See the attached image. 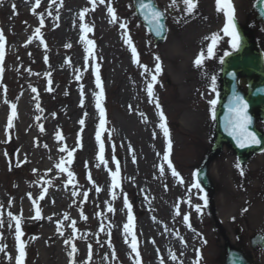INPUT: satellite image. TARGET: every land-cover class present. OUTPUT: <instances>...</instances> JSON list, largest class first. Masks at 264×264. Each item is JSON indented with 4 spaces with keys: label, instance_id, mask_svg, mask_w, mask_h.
I'll return each instance as SVG.
<instances>
[{
    "label": "rangeland",
    "instance_id": "rangeland-1",
    "mask_svg": "<svg viewBox=\"0 0 264 264\" xmlns=\"http://www.w3.org/2000/svg\"><path fill=\"white\" fill-rule=\"evenodd\" d=\"M159 1L170 5L168 0ZM200 1L204 12H210V25L203 24L201 16L187 14L182 0H177V12L168 18L166 40L154 47L132 13L131 0H104L102 4L99 0L95 4L62 0V5L60 0H40L38 7L36 0L27 5L22 0H0V30L5 35V57L0 65V246L4 248L0 264H16L15 222L7 215L9 211L22 214L24 264H69L70 245L64 241L73 235V222L78 249L75 264H136L131 234L126 237L123 229L128 222L125 195L132 205L141 264H196L197 250L199 264H220V240L205 213L203 194L192 185L198 163L213 140L215 123L209 101H217L219 95L220 60L233 47L231 37L223 33L226 21L217 11L216 0ZM246 1L232 0L238 21H243ZM109 4L115 9V22L107 10ZM85 8L89 11L81 21L79 14ZM41 17L44 25L36 36ZM82 23L93 31L82 32ZM121 23L127 28H121ZM126 33L137 49L139 63L134 62L131 47L125 43ZM213 33L220 38L208 57L211 41L205 38ZM82 35L94 41L91 55ZM201 51L206 59L196 67L194 60ZM157 56L162 71L150 99L147 85L155 74ZM97 66L107 118L100 132L105 146L103 161L97 158L96 133L101 118L96 106L100 91ZM155 100L166 118L168 138L159 127ZM13 103L17 115L13 127L7 129ZM258 126L264 128L262 123ZM57 133L62 140L57 139ZM169 139V158L179 177L172 175L163 158ZM62 147L73 152L71 164L67 163V151H60ZM61 157L63 166L74 173L72 183L67 172L56 167ZM117 159L119 187L113 188L111 172L116 170ZM237 163L233 152L224 147L210 167L218 186V216L231 240L235 241L238 228L240 243L256 264H264V254L249 245V238L264 229V153L241 165L244 175ZM42 192L44 198L40 199ZM29 193L38 201L42 216L52 215L50 223L32 218L35 211ZM196 205L201 206L200 212ZM109 206L113 211H108ZM81 213L87 219H82ZM185 214H189L191 227L184 222ZM58 221L63 235L57 231ZM171 253L176 260L171 259Z\"/></svg>",
    "mask_w": 264,
    "mask_h": 264
},
{
    "label": "snow or ice",
    "instance_id": "snow-or-ice-1",
    "mask_svg": "<svg viewBox=\"0 0 264 264\" xmlns=\"http://www.w3.org/2000/svg\"><path fill=\"white\" fill-rule=\"evenodd\" d=\"M51 3H56V0H50ZM91 3L95 4L96 0H90ZM99 2L102 4L104 3V0H99ZM183 4L185 5V12L187 14H192L194 13V11L197 9L198 6V0H182ZM60 3L62 5V0H60ZM40 4V0H36V6L38 7ZM177 6V0H171V3L169 5V7H176ZM139 8L143 11V10H147L146 12H144V18L152 25L155 26L157 34H160L162 32V30L164 29V24L162 23V19L164 17V11H161L154 3L153 0H148L147 3L144 2V0H140L139 3ZM216 8L218 12H222L224 14V16L226 17V23L224 25L223 28V33L229 37H231V44L233 49H236L239 47V34L236 31V27H235V21H234V16H235V9H234V5L232 3V0H216ZM13 9H15V5H13ZM94 10V9H92ZM108 12L111 15L112 18V22H115L118 18L116 16L115 13V9L111 6V4H109L108 6ZM89 11L88 8L83 9L79 16H80V20L83 21L85 18V14ZM33 12H35V8L33 9ZM58 19V17H57ZM40 27H37L35 29V35L36 36H40L41 34V28L44 25V20L43 17H41L40 21ZM121 28H127L126 24L121 23L120 24ZM81 30L82 32H91L93 31L92 27H89L86 24H81ZM126 35V39H125V43H127L130 47H131V51H132V55H133V60L134 62L139 63L138 61V53H137V49L136 47L133 45V41L130 35H128L127 33ZM219 35L217 33H213L210 37H206L205 39H209L211 41V43H209L208 45V49H207V56L211 57L213 55V49L215 47V45L218 43L219 41ZM81 40L84 41V43L88 46L86 47V52L89 53L90 55L92 54L93 51V47H94V41L87 39L85 35L81 36ZM28 42H31V38L29 39ZM43 42V41H42ZM66 47H71V45H66ZM228 53H225V55H227ZM5 57V35L3 33L2 30H0V65H2V62L4 60ZM47 59V58H46ZM159 57H156V65H155V74H153L151 76V81L148 83L147 85V95L150 99L154 98V91H153V85L157 82V75L162 71L161 69V64L159 63ZM206 59L205 54L203 51H201V53L195 58L194 60V65L196 67H201L204 63V60ZM85 60L87 62L88 57H85ZM145 68V70L147 71V66H143ZM3 72V68L2 66H0V74H2ZM49 75V74H46ZM77 79H79V76H77ZM212 90L215 91L216 90V77L213 76L212 77ZM49 84H51V80H49ZM96 86L97 88L100 89V91L96 94V98H97V103L96 106L99 109L100 112V124L98 127V131L96 133V139L97 142L99 143V148L100 151L98 153L97 158L101 161L104 160V144L100 139V132L101 130L104 129V125H105V119H104V115H105V110L102 107V100L104 97V91L102 88V84H101V79H100V75H99V68L97 66L96 69ZM51 87L48 88V91H51ZM33 92H36L37 90L35 88L32 89ZM5 92H6V88H5ZM7 102V101H5ZM217 101L215 99L210 100L209 104L213 106V118H215V111H214V106L216 105ZM155 104H156V108L159 110V114H160V125L159 127L163 130V134L166 138L169 137V129L166 126L165 123V116L163 113V110L161 109V106L158 102V100H155ZM11 113L8 116V122H7V129H11L13 127V121L14 118L16 117L17 113H16V104L13 103L11 104ZM38 110L40 109V105L37 104L36 105ZM247 108H248V104L247 101L244 100V98L242 96H240L238 93L233 94L232 97V102L229 105V113L230 116L227 118V122H226V130L229 131V134L234 136L236 139L237 144L243 148L249 145H254V144H259L260 140L257 138L256 134L252 131L249 130L248 125L251 123V118L248 116L247 114ZM37 119H39V117H37ZM80 124L83 125L84 124V120L82 119L80 121ZM43 127H41V131H43ZM57 139L58 140H62L63 137L60 133H57ZM171 150V141L169 139L168 141V150L165 151L164 153V160L167 162V167L171 170L172 175L179 177L180 174L179 172H177V170L175 169V167L172 164V161L169 158V153ZM61 152H65L67 151L68 153V159H67V163L71 164L72 163V157H73V152L72 151H68V149L66 147H62L60 148ZM64 157H61L60 162L56 165V167L58 169H60L61 172H67V176L69 177V183H72L73 179H74V173L72 171H69L67 168H65L64 165ZM236 167L238 169H240V174L244 175V171L242 166L237 163ZM35 172V169L33 170ZM164 167L161 166L160 167V172L163 175L164 174ZM119 173H120V168H119V162L117 161L116 163V170L111 172V176H112V181H113V188L119 187ZM194 175H196L194 173ZM89 179H91V177L89 176ZM182 179V178H181ZM193 188L196 189H201V185L200 182L197 181L196 183H194L192 185ZM97 191H99L100 189L97 188ZM45 192L47 191V189L44 190ZM76 193H74L75 195ZM85 198H87V193H84ZM29 198L31 199V194L29 193ZM40 199L44 198V192L41 193ZM113 198H115V194L113 193ZM202 199H204V204L205 206L207 205V199L206 196L201 197ZM189 203H191V200L188 201ZM11 203V201H10ZM124 204L125 207L128 209V222L125 223L123 225V229L124 232L126 234V237L128 234H131V251L133 253H135L136 255V264H141L140 261V253L138 251V247H137V237L134 233V226H133V215H132V205L129 203L127 196L125 195L124 197ZM33 206L35 209V216L32 217L33 219L39 220L42 219V215H41V208L38 204L37 200H33ZM0 209H2V206H0ZM108 211L111 212L113 211V209L111 208V206H109ZM196 211L200 212L201 211V206L200 205H196ZM243 211H247V209H243ZM177 214H179V211L177 209ZM0 215H2V212H0ZM7 215L9 216V218L15 222V239H16V247H17V251H18V255L15 257L16 259V264H24V260H25V256H26V245L25 243L21 240V236L23 235L22 233V229H21V220H22V214L21 215H14L11 211H9L7 213ZM81 218L82 219H87V217L83 216V213H81ZM65 219H68L67 214H65ZM184 222L186 224H188L189 227H191L190 224V217L189 214H185L183 216ZM59 221H58V227H57V231L60 232L61 235H63V232L61 231L60 227H59ZM0 226H2V222H0ZM11 227V224L9 225ZM72 228H73V235L71 237H69L68 239H66L64 241L65 244L70 245V251L68 253L69 255V264H75V253H77L78 249L74 243V238H75V233H76V228H75V222H73L72 224ZM103 226L101 227V231H103ZM127 242V240H126ZM91 248V246L89 245V249ZM4 248L2 246H0V251H3ZM91 255V253L89 252V256ZM171 259L172 260H176L177 257L174 253H171ZM199 258H200V253L199 250H197V261L196 264H199ZM163 264V261H162Z\"/></svg>",
    "mask_w": 264,
    "mask_h": 264
},
{
    "label": "water",
    "instance_id": "water-1",
    "mask_svg": "<svg viewBox=\"0 0 264 264\" xmlns=\"http://www.w3.org/2000/svg\"><path fill=\"white\" fill-rule=\"evenodd\" d=\"M145 3L148 0H144ZM140 0H134L137 16L144 22L145 26L155 38V43H161L166 34V27L160 34H157L154 25L144 18V12L139 8ZM154 3V2H153ZM162 23L165 26L164 17ZM240 35V47L235 53L225 57L221 72V92L218 106L215 112V142L212 148L204 155L196 173V179L200 182L201 189L206 194V211L212 219L216 233L222 241V264H252L244 250L233 244L216 215L214 203L215 182L208 175V167L214 158L220 153L223 144L229 145L240 162L247 161L249 156L264 147V134L256 129V122L264 121V66L261 53L257 50L249 32L236 23ZM247 80V91H243L238 84L239 78ZM238 93L247 101V114L251 118L248 125L250 131L254 132L260 140L259 144L249 145L241 148L234 136L226 130L227 118L230 116L229 105L232 102L233 94ZM262 245V243H260ZM263 246V245H262Z\"/></svg>",
    "mask_w": 264,
    "mask_h": 264
},
{
    "label": "flooded vegetation",
    "instance_id": "flooded-vegetation-1",
    "mask_svg": "<svg viewBox=\"0 0 264 264\" xmlns=\"http://www.w3.org/2000/svg\"><path fill=\"white\" fill-rule=\"evenodd\" d=\"M257 0H249L245 15V25L254 34L258 40L264 54V24L257 19V13L254 10V3Z\"/></svg>",
    "mask_w": 264,
    "mask_h": 264
},
{
    "label": "bare ground",
    "instance_id": "bare-ground-1",
    "mask_svg": "<svg viewBox=\"0 0 264 264\" xmlns=\"http://www.w3.org/2000/svg\"><path fill=\"white\" fill-rule=\"evenodd\" d=\"M31 2V0H22V3H25L26 5L27 4H29ZM55 195V193H51V196H54ZM48 196H49V194H48ZM29 200V202L30 201H33L34 199L33 198H29L28 199ZM15 215V214H14ZM17 215H20L19 213L17 214ZM47 214H44V216H42V219H39V220H43L44 219V222L45 221H47V222H51V220H52V215L51 214H48L47 216H46ZM9 233V232H8ZM9 235V234H8Z\"/></svg>",
    "mask_w": 264,
    "mask_h": 264
}]
</instances>
